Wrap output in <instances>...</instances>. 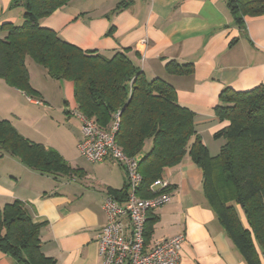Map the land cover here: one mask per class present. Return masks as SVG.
Wrapping results in <instances>:
<instances>
[{
    "label": "crops",
    "instance_id": "1",
    "mask_svg": "<svg viewBox=\"0 0 264 264\" xmlns=\"http://www.w3.org/2000/svg\"><path fill=\"white\" fill-rule=\"evenodd\" d=\"M10 2L0 0V24L22 19ZM39 24L84 51L106 57L123 51L147 79L173 86L178 104L194 113L195 130L211 156L224 142L215 132L227 125L214 112L221 90L264 84V14L245 15L239 25L228 0H69ZM169 62L190 67L174 73L166 69ZM25 65L39 99L0 78V119L54 148L73 171L42 173L0 149V206L16 199L27 204L32 220L43 224L41 251L56 264H101L96 235L107 221L103 200L109 189L124 186L125 170L109 157L94 163L80 156L73 83L51 78L29 56ZM53 127L61 133L50 135ZM161 179L171 197L148 212L155 220L147 244L182 234L178 264H246L210 207L202 171L190 156L165 168ZM0 264L18 263L0 251Z\"/></svg>",
    "mask_w": 264,
    "mask_h": 264
},
{
    "label": "trees",
    "instance_id": "2",
    "mask_svg": "<svg viewBox=\"0 0 264 264\" xmlns=\"http://www.w3.org/2000/svg\"><path fill=\"white\" fill-rule=\"evenodd\" d=\"M69 0H11L9 8L22 7V22H3L0 32V78L6 84L39 99L29 83L25 57L47 70L54 79L73 83L77 111L101 128L117 121L115 142L137 161L140 198L167 192L151 191L167 167L188 155L202 171L208 203L246 264H262L264 254V84L246 91L224 88L214 112L227 125L215 132L224 142L211 156L194 127V113L178 104L173 86L160 78L147 79L123 51L106 57L84 51L60 39L39 24ZM235 21L264 14V0H228ZM190 65L169 62L168 71L183 73ZM149 148L145 150L147 144ZM0 149L23 164L48 174H70L68 162L51 147L22 136L9 121L0 119ZM128 184L108 195L119 203L127 198ZM243 218V219H242ZM154 218H146L143 241L147 245ZM42 223L32 220L27 204L13 200L0 206V251L18 264H56L40 247Z\"/></svg>",
    "mask_w": 264,
    "mask_h": 264
},
{
    "label": "built area",
    "instance_id": "3",
    "mask_svg": "<svg viewBox=\"0 0 264 264\" xmlns=\"http://www.w3.org/2000/svg\"><path fill=\"white\" fill-rule=\"evenodd\" d=\"M73 114L81 122V139L77 145L80 155L94 163L109 157L118 162L126 173V201L119 203L110 195L103 200L107 221L96 235L101 264H178L182 234L150 245L144 244L142 236L148 212L168 202L170 193L163 191L149 198L138 197L135 193L141 175L137 161L125 155L115 142L117 121L109 128H101L94 119L77 110ZM166 186L167 183L158 178L149 189L159 191Z\"/></svg>",
    "mask_w": 264,
    "mask_h": 264
},
{
    "label": "rangeland",
    "instance_id": "4",
    "mask_svg": "<svg viewBox=\"0 0 264 264\" xmlns=\"http://www.w3.org/2000/svg\"><path fill=\"white\" fill-rule=\"evenodd\" d=\"M11 9H14V10H16V9H20V10L22 11V13H23V8L20 7V6H19V7H14V8H11ZM15 12H16V11H15ZM21 16H22V15H21ZM21 18H22V17H21ZM21 22H22V19H21L20 22H15V21H14V24L18 25V24H21ZM33 62H34V61H33ZM42 85H44V84H42ZM45 86H47L46 83H45ZM55 128H56V127H53L52 130H49L48 133H49L50 135H51V133H53L54 135H58L59 133H61V132H59V130H55ZM80 156H81V155H80Z\"/></svg>",
    "mask_w": 264,
    "mask_h": 264
}]
</instances>
